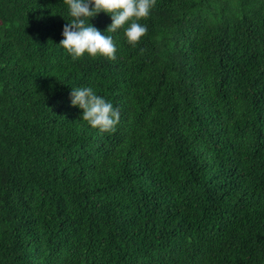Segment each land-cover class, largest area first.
I'll use <instances>...</instances> for the list:
<instances>
[{
	"label": "trees",
	"instance_id": "obj_1",
	"mask_svg": "<svg viewBox=\"0 0 264 264\" xmlns=\"http://www.w3.org/2000/svg\"><path fill=\"white\" fill-rule=\"evenodd\" d=\"M65 19L0 0V264H264V0H155L114 60L72 59Z\"/></svg>",
	"mask_w": 264,
	"mask_h": 264
},
{
	"label": "clouds",
	"instance_id": "obj_2",
	"mask_svg": "<svg viewBox=\"0 0 264 264\" xmlns=\"http://www.w3.org/2000/svg\"><path fill=\"white\" fill-rule=\"evenodd\" d=\"M67 23L63 27V39L59 46L72 59L85 55L115 59L117 43L113 35L124 27L127 42L135 46L148 31L141 23L150 15L155 0H65ZM104 12L111 15L112 22L106 31L90 23L89 18ZM71 104L82 109V120L100 132L115 129L120 121V112L112 101L99 94L92 85L71 87Z\"/></svg>",
	"mask_w": 264,
	"mask_h": 264
}]
</instances>
